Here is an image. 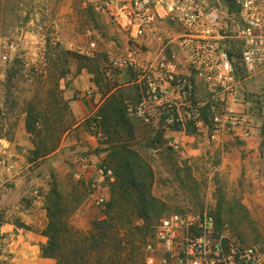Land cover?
Instances as JSON below:
<instances>
[{"label":"rangeland","instance_id":"374dc122","mask_svg":"<svg viewBox=\"0 0 264 264\" xmlns=\"http://www.w3.org/2000/svg\"><path fill=\"white\" fill-rule=\"evenodd\" d=\"M110 22L114 23L108 15L95 13L84 0H0V226L2 222L13 224L10 230H0V264H48L41 262L39 241L48 217L37 210L33 221H28L25 214L37 205L40 210L45 208L53 190L68 203L67 222L73 228L89 230L94 220L105 215L107 200L92 196L91 185L110 190L106 177L111 176L103 171L105 179L100 182L94 168H86L80 177L75 175L79 171L75 159L90 157L100 149L92 138L99 128L86 121L74 127L77 120L65 90L74 87V76L81 68L91 72L108 68V62L100 64L95 56L81 51L98 42L100 34L111 37L116 30ZM102 80L104 88L109 87L110 82ZM47 103L60 111L52 115L56 123L45 129L44 122L38 120L35 130L28 132L29 108L39 111ZM258 120L264 128V117L258 115ZM65 123L72 124L66 132ZM160 129L139 120L134 136L128 139L153 167L152 192L167 205L159 217L145 220L135 213L131 217L139 246L131 263H144V244L158 220L172 212L209 210L219 217L220 224L229 223L243 242L264 246V183L249 180L240 188L233 186L213 170L220 159L211 149L209 158L181 160L171 140L160 136ZM262 134L264 137V129ZM40 141H46L49 149L44 157L35 158V143ZM149 148L160 150L154 153ZM46 159H51L49 169L38 172Z\"/></svg>","mask_w":264,"mask_h":264},{"label":"built area","instance_id":"2783aa9c","mask_svg":"<svg viewBox=\"0 0 264 264\" xmlns=\"http://www.w3.org/2000/svg\"><path fill=\"white\" fill-rule=\"evenodd\" d=\"M232 1L236 9L229 13L204 0H84L95 13L108 15L124 27L129 44L138 49L161 29V14L182 27L184 52L194 62H205L203 72L211 94L201 101L187 80L174 74L168 78L184 99L188 123L205 132L211 141L225 134L250 137L258 115L264 117V0ZM221 39L237 43L231 53ZM125 65L134 66L135 62L131 58L112 61V66ZM149 88V96L129 103L128 111L144 116L148 102L160 100L165 126L179 123V113L163 94L164 88L155 82H150ZM170 145L181 152L180 139L173 138ZM107 173L112 178L110 169ZM91 187L96 191L99 184ZM143 252V264H264L263 245L243 242L229 223L220 224L209 210L172 212L161 217Z\"/></svg>","mask_w":264,"mask_h":264},{"label":"crops","instance_id":"0c3cea01","mask_svg":"<svg viewBox=\"0 0 264 264\" xmlns=\"http://www.w3.org/2000/svg\"><path fill=\"white\" fill-rule=\"evenodd\" d=\"M204 1L205 3L221 6L225 12L231 13L236 9L232 0ZM161 16L163 17L161 29L155 35L145 39L139 49L129 44L126 29L112 19L114 23L110 22L113 24L111 29L116 31L111 37L98 35L99 41H93L96 46L95 49L91 47L92 45H85L81 52L88 56H95L100 64L108 62V68L103 69L101 67L102 71L100 72L98 70L91 72L87 68H81L74 76V87L65 90V97L69 100L72 112L77 120L74 127L77 128L81 123L87 122L92 116L98 114L108 99L114 95L126 104L143 100L149 96L150 82H155L164 88L163 94L166 98L169 97L174 102V107L181 118L180 127L173 129L165 126L164 117L161 114L163 106L160 100H150L147 104V113L144 116L132 112L127 114L128 118L133 121L134 127H137L139 120H141L144 124L161 128L160 136H163V139L169 141L173 138L180 139L182 148L181 152L177 153L181 160L188 158L195 161L198 156L202 157L203 155L209 158L207 153L208 149H211V154L215 153L220 159L217 166H213V170L216 169L221 172L225 180L235 187L240 188L243 181L248 182L249 180L259 181L260 184L264 183V137L262 134L264 128L261 121L254 122L250 137L225 134L216 141H211L205 132L197 128L194 130L193 126L188 123L184 99H181L178 93L175 92L174 87L170 85L168 75L174 74L177 79H184L191 83L196 97L201 101L208 99L211 94V85L204 76L205 62L202 64L194 62L184 52L182 27L164 14H161ZM225 22H227L226 18L223 19V24ZM221 43L230 53L232 45H237V43H231L224 39H221ZM122 58H131L134 60L135 65L112 66L113 60L120 61ZM167 63H171L172 66L163 65ZM102 79L106 84L110 82L109 87L104 88ZM92 138L97 142V146H100V149L98 152L91 154L90 157L84 156L75 159L79 170L75 172V175L80 177L82 172L88 171L86 168H89V170L94 168L98 180L102 182L105 179L103 171L107 168L105 164H107L109 153V150H107L108 144L105 142L106 137H103L101 132L92 135ZM67 139L69 142L70 136ZM189 141L193 144H189ZM150 150L156 153L160 149L151 148ZM90 160L93 162L92 165ZM50 161L51 159H46V162L37 168L38 172L41 170L47 171L51 164ZM16 173L18 174V169ZM258 192L262 193L261 190ZM153 194L158 197L154 191ZM91 195L96 196L98 199L109 200L110 190L107 186L99 185L98 189ZM34 202L40 204L39 199H35ZM37 210L39 212L43 211L41 214L47 217L46 208L43 207L40 210L39 205H37L25 214V219L33 221L38 213ZM12 225L10 222H2L0 230H10ZM10 234L14 235L13 232H10ZM44 238L47 237L43 235L39 239L41 244L47 242V239ZM41 259L43 263L56 264V260L53 258L41 256Z\"/></svg>","mask_w":264,"mask_h":264},{"label":"trees","instance_id":"16d2710c","mask_svg":"<svg viewBox=\"0 0 264 264\" xmlns=\"http://www.w3.org/2000/svg\"><path fill=\"white\" fill-rule=\"evenodd\" d=\"M67 53L71 54L70 51ZM128 104L114 95L98 114L87 120L88 125L96 123L108 144L106 167L112 171V179L106 177L110 183V199L105 203L104 217L94 220L91 228L84 231L68 224L69 205L66 200L64 203L60 192L53 190L46 202L48 223L42 234L47 237V242L41 245V255L55 259L56 264H132L139 246L131 229V217L135 213L149 220L162 215L167 207L152 192V166L128 143V139L134 136L133 121L127 116ZM54 109L49 103L39 111L29 108L27 131L33 132L38 120L44 122L45 129H51L56 123L52 115L60 113L56 106ZM206 111L204 108L205 115ZM71 125L65 123V132ZM191 125L195 130L196 127ZM171 126L178 129L180 123ZM35 145L37 150L33 151V156L44 157L43 153L49 149L48 143L40 141Z\"/></svg>","mask_w":264,"mask_h":264}]
</instances>
